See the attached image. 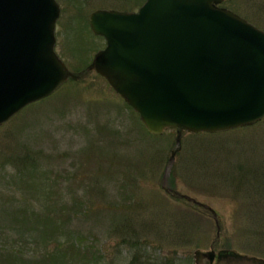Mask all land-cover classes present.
<instances>
[{"label":"rangeland","instance_id":"obj_1","mask_svg":"<svg viewBox=\"0 0 264 264\" xmlns=\"http://www.w3.org/2000/svg\"><path fill=\"white\" fill-rule=\"evenodd\" d=\"M57 2L54 48L79 72L105 45L91 11L140 0ZM222 5L264 30V0ZM206 133L182 132L169 162L175 129L148 133L94 70L25 106L0 125V264H194L193 251L211 245L264 258V226L247 232L262 220L264 190L230 179L264 168V117ZM169 188L210 206L219 228Z\"/></svg>","mask_w":264,"mask_h":264},{"label":"water","instance_id":"obj_2","mask_svg":"<svg viewBox=\"0 0 264 264\" xmlns=\"http://www.w3.org/2000/svg\"><path fill=\"white\" fill-rule=\"evenodd\" d=\"M225 0H145L137 11L99 8L89 26L105 40L85 70L55 51L57 0H0V125L68 79L94 70L139 115L148 133L218 132L264 117V30ZM175 197L210 211L174 189ZM194 264H264L232 248L193 251Z\"/></svg>","mask_w":264,"mask_h":264},{"label":"trees","instance_id":"obj_3","mask_svg":"<svg viewBox=\"0 0 264 264\" xmlns=\"http://www.w3.org/2000/svg\"><path fill=\"white\" fill-rule=\"evenodd\" d=\"M225 3H227V2H225ZM206 135L208 136V139H211L210 137L212 135H216V134L206 133ZM256 166H258V168H256ZM259 169L261 171L262 170L264 171V168L263 169L261 168L260 163L258 165H255L252 168H249V169H247L245 167H243V168L242 167H238V170H240V174H238V176L236 178H234L233 176L230 175V179H232L233 182L236 180V181H238L239 184H242V185L249 184V186H256V188H258L261 191H263L264 190V172L263 171L262 172L261 171L259 172ZM170 181L173 182L171 177H170ZM254 181L256 182L255 185L254 184H250V182L252 183ZM260 198L261 197L258 196V199L257 200H259ZM256 218H257L256 223L254 221L255 226L253 225L254 226L253 228H249L247 230L248 233L255 232V234H256V231H258L259 229H261L264 226L263 225L264 224V213L261 216V219L262 220H259L258 215H256ZM257 235L264 236V227L262 228L261 233H258ZM261 254H264V252H261Z\"/></svg>","mask_w":264,"mask_h":264},{"label":"flooded vegetation","instance_id":"obj_4","mask_svg":"<svg viewBox=\"0 0 264 264\" xmlns=\"http://www.w3.org/2000/svg\"><path fill=\"white\" fill-rule=\"evenodd\" d=\"M145 0H140V3L137 4V6L135 8L131 7L129 9H124L126 11H136L143 3H144ZM98 9V8H97ZM108 9H111V8H108Z\"/></svg>","mask_w":264,"mask_h":264}]
</instances>
